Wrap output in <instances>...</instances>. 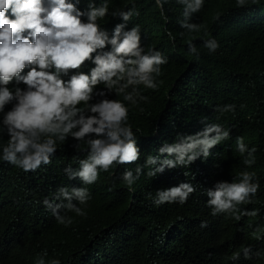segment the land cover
<instances>
[{
    "label": "trees",
    "instance_id": "obj_1",
    "mask_svg": "<svg viewBox=\"0 0 264 264\" xmlns=\"http://www.w3.org/2000/svg\"><path fill=\"white\" fill-rule=\"evenodd\" d=\"M89 2L81 0L78 7L85 11ZM93 2L99 6L105 0ZM107 3L108 15L97 21L102 29L111 35L117 24H126L125 31L138 26L145 52L158 50L168 60L156 78L158 90L138 86L147 101L132 105L115 92L106 97L128 107L127 123L135 134L140 159L100 171L91 185L79 178L70 180L64 171L69 166L78 171L79 162L87 159V138L78 142L69 136L57 141L51 164L41 165L35 172L25 173L0 159V264H37L40 259L45 264L53 260L60 264H264V0H246L243 8L237 7V0H204L202 10L188 20L203 27L191 33L181 27L184 6L178 0L164 3L167 21L155 0ZM128 10L139 15L123 21L119 13ZM212 38L219 44L214 53L204 47V41ZM92 67L88 62L82 71ZM103 88V84L98 86ZM225 105H235L234 111L221 113L219 109ZM2 119L0 113V122ZM212 124L230 130V138L208 149L207 158L201 146L191 164H177L173 169L165 166L163 172L148 175L165 159L158 151L163 144L180 143L184 136ZM238 137L249 149L256 148L251 166L244 163L250 159L248 153L237 151ZM8 139L0 123V156ZM149 157L159 158L154 165L145 166ZM176 158V154L167 157ZM137 167L143 171L129 188L123 173L132 171L135 176ZM243 171L255 172L253 183L259 189L251 203L238 208L258 214L242 215L240 220L228 213L213 216L207 191L220 181L238 183ZM180 183L196 189L186 203H154L158 191ZM61 188H87L90 194L86 205L75 197L72 201L86 216L59 209L60 215L72 219L67 227L44 204L45 200L52 205L66 204L62 197L57 199ZM202 222L207 226L201 227ZM246 248L250 249L247 258Z\"/></svg>",
    "mask_w": 264,
    "mask_h": 264
},
{
    "label": "clouds",
    "instance_id": "obj_2",
    "mask_svg": "<svg viewBox=\"0 0 264 264\" xmlns=\"http://www.w3.org/2000/svg\"><path fill=\"white\" fill-rule=\"evenodd\" d=\"M165 2L167 0H155L161 16L167 21L163 11ZM80 3L81 0H0V113L3 114L0 123L9 137L0 159L25 173L35 172L41 165L51 164L57 141L63 142L69 136L78 142L87 138V159L79 162L78 171L70 166L64 171L70 180L79 178L84 184L91 185L98 180L100 171L136 163L141 155L132 127L127 123L128 107L121 100L106 97L115 92L116 95L123 94V101L132 105L138 100L147 101L148 97L140 94L138 86L158 90L156 78L168 60L158 50L145 52L138 26L125 31L126 24L120 23L111 35L102 29L97 21L109 13L107 0L99 6L90 0L85 11L78 7ZM178 3L184 6L185 19L181 27L189 33L200 31L203 25L188 20L202 10L204 0H178ZM237 7H246V0H237ZM134 14L139 15L132 10L119 13L123 21H128ZM168 35L174 39L170 31ZM109 46L110 50H105ZM204 47L214 53L219 44L212 38L204 41ZM189 49L196 51L193 44H189ZM88 62L94 67L88 72L82 71ZM101 84L104 88L98 89ZM95 97L101 99L90 103ZM9 105L11 108L5 111ZM234 109L235 105H225L219 111L224 113ZM229 138L230 130L212 124L202 132L184 136L180 143H165L158 150L160 156L165 157L163 163L148 175L163 172L165 166L173 169L177 164H191L197 158L195 150L201 146L207 158L210 155L208 149ZM236 148L241 155L248 153L250 159L244 160L245 165L255 163V147L249 149L243 138L238 137ZM173 154L177 157L175 161L167 159ZM158 158L149 157L145 166L154 165ZM142 171V167H137L135 176L132 171L123 173L122 178L129 188ZM255 175V172L243 171L238 183L220 181L214 189H209L207 205L212 209V215L228 213L236 220L242 215H257V210L240 212L238 208L251 203V198L257 194L259 184L253 183ZM195 190L190 183H180L158 191L154 203L157 206L177 202L182 205ZM61 197L66 204L52 205L48 200L44 201L58 223L66 227L72 223L70 217L60 215L62 207L77 216L87 215L72 202L75 197L80 204L86 205L90 199L87 188L71 191L61 188L57 199ZM206 226V222L201 223V227ZM249 251L248 248L244 250L246 258ZM37 264L45 262L40 259ZM51 264H60V261L53 260Z\"/></svg>",
    "mask_w": 264,
    "mask_h": 264
}]
</instances>
